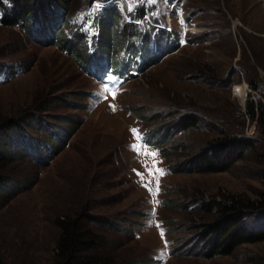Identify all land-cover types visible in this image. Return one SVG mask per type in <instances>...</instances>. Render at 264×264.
Masks as SVG:
<instances>
[{
    "label": "rangeland",
    "instance_id": "374dc122",
    "mask_svg": "<svg viewBox=\"0 0 264 264\" xmlns=\"http://www.w3.org/2000/svg\"><path fill=\"white\" fill-rule=\"evenodd\" d=\"M59 2L67 9L56 25L60 34L45 43L34 18L3 25L13 9L10 0H0V66H6L0 71V123L16 118L25 133L12 136L7 148L0 143L14 157L0 188V264H54L57 217L83 210L100 221L90 222L103 240L100 253L120 264H262L264 242L211 254L195 207L201 196L253 198L264 189V175L236 168L196 172L186 161L211 126L221 129L235 116L223 108H245L251 80L262 89L255 95L264 97V0ZM144 4V21L177 32L182 46L106 96L105 72L89 73L65 49L78 57L77 29L93 40L100 16V48L111 44L101 54L116 64L128 38L137 37L129 21L138 32L144 23L129 13ZM204 63L232 67L239 81L225 87L222 76L204 83L195 76ZM183 113L199 117L194 131L177 127ZM246 124L262 137L255 121ZM155 130L168 138L149 143L144 134Z\"/></svg>",
    "mask_w": 264,
    "mask_h": 264
},
{
    "label": "trees",
    "instance_id": "16d2710c",
    "mask_svg": "<svg viewBox=\"0 0 264 264\" xmlns=\"http://www.w3.org/2000/svg\"><path fill=\"white\" fill-rule=\"evenodd\" d=\"M64 1L67 2V0ZM10 4L13 15L5 16L2 19L3 25L12 26L18 23L25 25L34 18L35 30L38 29L39 33L46 35L45 43L51 40L47 39L49 37H53L54 41L57 39L60 31L56 30V25L62 21L63 12L67 10L62 7L59 0H10ZM137 11H139L138 14H135ZM145 12L146 4L142 6V10L139 7L133 8L129 15L134 20L142 19L144 21L147 20ZM107 16H110L107 22H111V14ZM154 17L152 20L155 23L161 21L158 17ZM97 20L100 23V28L98 34L93 36V40H90L84 29L76 28L74 39L78 41L79 51L82 52L78 53V57L75 56L72 47L68 46L65 49L66 52H70L78 64H81L90 73L95 71L106 73L110 67H113L118 70L120 76L123 77L126 74L130 79L134 75H131L128 70L124 71L123 67V60L126 56L131 63L143 71L159 62L165 54L175 51L180 45L182 46L183 39L175 31L159 28L151 21H144L141 23L142 30L138 32L137 23L129 21V24L134 28L132 37H137H134V41H130V37L128 38L119 61L114 64L113 61L108 60L111 55L101 54L103 49L111 48V44L104 46L103 49L100 48L103 27H101L100 16ZM112 20L115 24L116 19ZM198 41H204V39L200 37ZM85 42L89 47L88 55L85 51ZM102 60L107 61L102 63ZM202 66V68H198L199 73H196L195 76H200L199 78L204 83L221 81L222 76H225L223 78L226 82L223 84L225 87L232 86L239 81L234 77L235 69L232 67L227 69L228 67H225L223 63H218L215 67L207 63ZM5 67L0 66V71L6 69ZM249 83L254 90L262 92L261 86L255 80H251ZM232 107L231 110L223 108L224 115H235L228 120L226 125L221 129L215 125L211 126L209 129L211 133L205 134L204 143L200 145L201 141L199 145L191 146V151L187 155L193 156H190L186 161L187 167L192 168L190 170L217 173L236 168L240 172L248 169L252 173L250 175H264V166H262L264 163V100L261 96L254 98L250 95L245 108ZM248 119L256 122L262 137L256 138L253 136L254 134H247L245 129L248 127L246 124ZM177 122H179L177 127L180 130L191 132L194 131L193 128L199 126L200 119L194 113H183L181 120L178 119ZM20 123L21 121H17L16 118L7 119L4 125L0 123V143L4 148L10 145L12 136H25ZM172 126L174 127V125ZM150 134L155 135V138L158 139L156 143H161L168 138V135L160 130H155ZM2 150H0V188L7 181L10 173V165L6 162L14 158L8 154L7 149H4V152ZM246 160H249L243 164L246 166L239 168V162ZM195 211L200 214L199 220H201L197 223V228L202 231L200 234L206 239L205 242H208L213 255L217 253L231 254L243 244L264 242V226L258 224V220L264 219V189H261L253 198L233 194L225 199H208L201 196ZM97 219L91 217L88 211L84 210L73 215L65 214L57 217L56 224L60 234L56 242L54 264H120L116 258L100 253L103 240L95 228L90 225V222L99 224L100 221ZM250 222L256 224L250 225Z\"/></svg>",
    "mask_w": 264,
    "mask_h": 264
},
{
    "label": "built area",
    "instance_id": "2783aa9c",
    "mask_svg": "<svg viewBox=\"0 0 264 264\" xmlns=\"http://www.w3.org/2000/svg\"><path fill=\"white\" fill-rule=\"evenodd\" d=\"M246 85H247V84H246ZM248 86H249V85H247V87H248ZM252 90H253V88H252ZM252 90H250L249 93H246V95H249V96L252 95V96L255 98L254 90H253V92H252ZM250 92H252V93H250ZM246 99H247V98H245V100H246ZM263 100H264V98H263ZM250 131H252V134H253V131H254V130H253L251 127L248 126L246 132L249 133ZM252 134H250V135H252Z\"/></svg>",
    "mask_w": 264,
    "mask_h": 264
},
{
    "label": "bare ground",
    "instance_id": "6f19581e",
    "mask_svg": "<svg viewBox=\"0 0 264 264\" xmlns=\"http://www.w3.org/2000/svg\"><path fill=\"white\" fill-rule=\"evenodd\" d=\"M131 20V19H130ZM248 91V90H247ZM247 93V92H246ZM245 96V95H244Z\"/></svg>",
    "mask_w": 264,
    "mask_h": 264
}]
</instances>
